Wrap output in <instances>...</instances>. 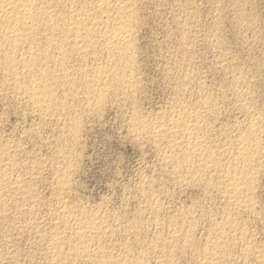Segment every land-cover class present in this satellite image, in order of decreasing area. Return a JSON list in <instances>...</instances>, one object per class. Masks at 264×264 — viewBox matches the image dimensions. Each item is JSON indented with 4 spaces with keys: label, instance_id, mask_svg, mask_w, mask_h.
Listing matches in <instances>:
<instances>
[{
    "label": "rangeland",
    "instance_id": "1",
    "mask_svg": "<svg viewBox=\"0 0 264 264\" xmlns=\"http://www.w3.org/2000/svg\"><path fill=\"white\" fill-rule=\"evenodd\" d=\"M47 1L50 2L51 0ZM53 1L54 0L50 2V5L53 3L52 5L54 6L56 2L58 4L56 3L57 6L55 5L54 7L51 5V9L53 8L52 10L55 9L57 12L62 10L65 11L63 3L67 4H64L65 7H69L70 5L68 2L70 0H64V2L60 0ZM134 1V4L137 5H135V7H138V11L135 8L137 17L135 16L136 20L134 19L132 23V29H134L133 47L135 50L132 54V57L134 56L133 63L135 64H133L132 76L134 80H137L135 83L136 86L133 87L132 91H130L131 89H127L128 92H131L129 96L122 95L113 97L114 91L111 89L112 92L108 89L109 91L105 92V96L106 93L109 96H106L107 98L104 96L106 100L102 99L101 101L103 102L100 101L98 103L96 97H93L94 92L92 95L84 93V82L90 79V77L88 79L85 77V79L84 76L79 75L81 69L91 75L89 72L90 70L92 72L98 69V67L104 68L106 65H108L107 67H112L110 66L112 64L109 62L110 65L107 64L104 58L105 55L102 50L100 51V49H102L100 42L97 44V46L100 45L99 48L96 47L98 52L100 51L102 54L93 51L94 57L91 55V52L84 63L79 61L76 57L71 59L72 62L69 63V68L74 73L73 76L75 82H77L76 86L79 85L82 90L78 89L77 93L74 91L70 94V91L66 90L67 86L64 87L62 84L54 85L53 89L55 90V94L53 93V96H57L53 97V100H55L53 106L55 107L54 109L53 106L49 108L50 116L47 118H43L41 115L39 116V113H37L34 107L32 108V104L27 98L18 97V99L16 97L14 89L8 86L10 85V79L8 75H6L7 73L4 72L5 69L0 67L2 68V70L0 69V148L7 149L9 153L11 151L15 157L13 158L11 153L10 155L17 163V166L12 168L9 166V161L7 163L4 162L5 159L7 160L6 157H3L4 159L2 160L4 161L0 158V167L2 166V168H0L2 170L0 174L2 175L8 172V176L6 174L4 176L7 182L9 180L8 186L6 184V187H4L5 185H0V188L2 186L0 191L2 190L1 192L4 194V197L8 195V193V196H10L4 198L2 197V193L0 194V197L3 198H1L0 201V264H58L59 262H61L60 264H65L64 262L67 264H99V261L106 259V261L114 263L121 262V259H128L129 255L128 261L134 260L141 262L139 259L141 257L142 259L144 258L143 260L141 259V264L144 262V264H160V262L161 264H202L203 261L206 264V262L209 263L211 257H213V260H211L213 262L210 261L212 264L214 260V264L219 262H223L222 264H264V0ZM5 48L7 47L4 46V48H0L1 55H4V52L8 50V48L6 50ZM95 53L98 54V56L102 55V57L99 56L102 59ZM1 58L2 57H0V62L2 61ZM73 60L77 62H75L76 64L74 63V65ZM81 64L89 68V71L82 65L83 68ZM81 76L85 79L84 81L81 80ZM79 77H81V79ZM92 84H90L91 88L95 85L97 86V83L95 84L92 82ZM62 88L63 91L61 90ZM118 93L120 94L121 92ZM73 95H75V97H73ZM83 95H85V97ZM89 96L91 99H89ZM23 99L25 100L23 101ZM80 100L81 103L84 104H82L84 106H82L83 108L81 107ZM90 101L96 102L91 105ZM206 103L209 106H204ZM60 106L63 107L60 109ZM184 107L186 108L184 109ZM63 108L67 110V113ZM50 109L52 111H50ZM172 109L175 110L170 112ZM178 109L179 112L184 110V116L186 115L185 119L187 117L189 119L191 114V116L194 117L193 115L196 116L197 113L201 117L204 115L201 113H205L207 110V113L197 121V123L201 120L206 122L204 124L201 121L202 124H198L201 129L205 130L204 133H202L203 130L200 131L198 136L200 139L202 137L204 138L203 141L208 147L209 143H213L210 145L211 150L217 153L219 151V153L224 152L230 154H225V161L222 160L223 162H221L220 169H217L218 167L215 169L209 167L210 169H206L208 171L205 170V172L203 171L200 175L190 174V179L187 176L188 173L192 171L191 169L185 170L186 167L182 166L184 168L180 167L178 170L175 166L173 167L176 160H180L183 157L179 152L180 150L177 149L180 147V141L177 144V142L175 143L169 136L161 138L163 140H155L149 136L138 137L136 132H134L136 131L134 127L137 126V124H143L146 130H151L158 122H170L169 120L170 118L172 119V114L179 113ZM198 109L201 110H199L200 113ZM70 111L71 113L69 114ZM186 111L188 113H186ZM64 112L66 115L69 114L68 117L70 120H67L68 117L63 114ZM189 112H191V114H189ZM210 112H214L213 115H211ZM206 114L208 115L206 116ZM136 115L138 116L137 119L135 117ZM133 117H135V120ZM78 118H80V120ZM256 119L257 121L259 120V125H256ZM74 120H76V122H74ZM66 123L69 125L67 126ZM70 124L72 126L74 124V127L77 126L76 128H78V130L76 128L74 129L77 133L70 131ZM203 124L206 126H202ZM147 125L150 126L151 129H147L149 128ZM246 127L249 128L247 129ZM131 128L133 130H131ZM254 129L256 130V141L260 145L256 144V141L253 142L257 145V148L261 150L254 149L256 145H254L253 142L248 143L249 146L253 143V147L251 146V148L254 152L257 150L254 154L258 157L255 158V155L253 157L254 159L252 158L251 163H253L255 159L256 162L253 163L254 165L250 163L253 167L249 166V172L247 174L252 178L254 177V183H251L252 186L250 184V188H252L250 191L253 193L251 194L250 191L246 194L244 193L245 195L248 194L247 196L250 195L252 199L250 197H243L245 196L244 194L238 197L236 196L237 198H233V196L227 194V197V195L225 196L227 193L225 189L226 186H224L227 180L224 178V174H226L225 171H227V167L230 164V162L227 161L233 158L231 154L234 153L235 147L239 144L240 140ZM65 132H69L70 135ZM74 134H76V137H74ZM243 134L245 136H242ZM71 135H73L74 138ZM69 139L73 141L71 140L70 142ZM237 142L238 144H236ZM170 143H172V146ZM10 146H16L15 150L18 149L16 151L14 150L13 153L12 151L14 148L10 149ZM165 146L169 147L167 151ZM220 146L222 147L218 148ZM223 147L225 148L223 149ZM172 149L174 153L178 152V155L172 153ZM174 149L178 151L176 152ZM162 151L165 154L161 153ZM231 151H233V153ZM175 155L178 157L181 156V158H173L172 156ZM204 155L201 157L203 159L200 158L202 161L206 158L207 153ZM168 158L173 159L169 160ZM215 158L218 157L216 156L209 160L211 163L208 165H212L216 162L217 159ZM192 159H194L196 163L194 168L196 167L195 169H198L197 167L202 161L198 162L193 157ZM1 161L4 164L1 163ZM64 164L66 166L69 164L68 168H66V166L64 167ZM168 166L171 167L168 168ZM221 168L222 170L226 169L222 171ZM62 169L66 172H64V174L67 175L66 179H63L65 175L62 173ZM206 172L209 173V175H207ZM219 172L223 175L218 174ZM195 175H197V179L194 178ZM203 175H205V177H203ZM210 176L213 180H210ZM219 177H221L222 180ZM61 178L63 181L61 180L60 183ZM188 179H190L189 181L191 182H186ZM219 179L222 181V186L224 188L221 186ZM204 180L205 182H203ZM66 181L68 182L66 183ZM15 182H17V185ZM206 182H210L213 185L210 183L209 185ZM62 183L63 185H61ZM218 185L221 188L217 187ZM6 190L10 191L7 192ZM224 191L226 192L225 194ZM17 192H20V194ZM241 197L242 200L244 199L245 201L240 200ZM236 200L238 202H236ZM3 201L4 203H2ZM232 202H235V204ZM249 206L250 208H248ZM70 208L71 210H69ZM72 208H75L74 210L77 209V213L73 211L76 215L72 212ZM153 209L155 210L153 211ZM187 212H190V215ZM68 214L71 215L68 216ZM226 217H230L228 219L229 221L231 220V225H229V221V223L226 224ZM66 218L74 220L75 222L72 221V223L71 220L69 221ZM80 218L83 224L86 218V224L89 220H93L92 223H95V225L98 223L105 226L103 227L105 229H102L101 232V234L105 233V235H100V240L105 237L102 239L103 242L102 240L101 242L106 246L99 251L95 244H89V248H92L91 251L94 252L95 250L94 253L99 251L97 256L100 260L98 258L97 260L96 258H92L93 260H91L87 257L86 259L82 256L76 257L73 256V253H70L73 245H70V243L75 242V245L79 242L75 238L74 241L73 237H75L74 233L77 226L80 227L78 224L81 223L80 225H82ZM100 219L105 223H102ZM60 221L63 222V224L65 222L64 226H62L63 224L60 223ZM70 223L74 226L70 225ZM237 223L241 228L238 227ZM133 224L138 228H136L137 230ZM232 226L234 231H231ZM126 227L130 230H127ZM185 227L188 229L187 231H185ZM222 227L226 228L223 230ZM56 228H58V231ZM139 228L141 230H139ZM179 228H181L183 232H181ZM235 228L238 230L237 233ZM189 229L191 230L189 231ZM211 229H219L220 234L219 230L213 231ZM37 230L40 231L38 232ZM107 230L111 234H108ZM221 230L225 232H221ZM135 231L137 232L134 233ZM57 232H60V235ZM214 232L217 234L216 237ZM184 234L185 238H189V243L183 241ZM241 235L243 237H241ZM58 236H60V239ZM65 236L67 237L65 238ZM69 236L72 237L70 238ZM134 237L138 238L135 240ZM67 238L73 241L71 240L72 242H69ZM140 238L142 241H140ZM217 238L218 241L220 239V241L223 242L226 239L225 245L227 244L228 247L230 246L228 248L226 245V248H224L227 252L224 249L220 250L217 248V250H215V247L211 243L217 241ZM167 240L169 243L165 242ZM190 240H192V244ZM50 241H52L53 244L50 243ZM135 241H137V243ZM67 242L69 243L67 244ZM172 242H174V244H172ZM59 243L63 245L60 244V246L58 245ZM131 243L134 244L131 245ZM162 243H164L165 246L162 245ZM54 244L58 246L57 248L55 246V250H53ZM169 244L172 245L169 246ZM183 244L186 246L184 245L183 247ZM187 244H190L189 247ZM243 245H247V247ZM174 246H177V249H175ZM205 246L206 249H204ZM64 247L65 249L70 247V250L68 249V251L66 250L65 252ZM56 249L57 251H63H59L62 253V255L60 254L59 256L61 259H54V262L51 261L53 260V257H51L53 255L51 254H53ZM162 249L164 250L162 251ZM174 249L177 251H174ZM178 249L180 250L178 251ZM202 249H204V252ZM206 250L208 252L210 250V255L213 254L214 256L208 255V257L207 254L209 253H206ZM124 251H126V254ZM168 251L170 253H168ZM213 251H216V254ZM243 251L245 254H243ZM245 251L248 252L246 253ZM223 254L225 256L227 255V258H224L227 263L223 260ZM110 256L112 258H110ZM205 256L209 261L205 259ZM218 256L222 259L221 261L217 258ZM119 257L120 261H118ZM73 258L76 260H72ZM80 258H82L83 261H81ZM173 258L174 260H172ZM160 259L161 261H159ZM169 260L172 261L169 263Z\"/></svg>",
    "mask_w": 264,
    "mask_h": 264
},
{
    "label": "bare ground",
    "instance_id": "2",
    "mask_svg": "<svg viewBox=\"0 0 264 264\" xmlns=\"http://www.w3.org/2000/svg\"><path fill=\"white\" fill-rule=\"evenodd\" d=\"M50 1V0H49ZM52 1V0H51ZM50 1V2H51ZM55 1V0H54ZM53 1V2H54ZM60 1H62V2H64V0H60ZM59 1V2H60ZM50 2H48L47 0H0V48L2 49V47L4 48V46L5 47H7L8 48V50H6L7 48H5V50H6V52H4V55L2 56L1 54V56L0 57H2L1 59H2V61L0 62V67H3L5 70H4V72H6L5 74L6 75H8V78L10 79L9 81H7V82H9V84L10 85H8L11 89L13 88L14 89V91H15V94H16V97L18 98V97H21V98H27L28 100H29V102L32 104V108L34 107V109H36V111H37V113H39V116L41 115V117L43 116V118L44 117H48V116H50V114H49V108L51 107V106H53L54 105V101L55 100H53V97H55V96H53V93L55 94V90L53 89V87H54V85H60V84H62L64 87L65 86H67V88H66V90L67 91H70V94H71V92H74V91H76V93H77V90L79 89V90H82L80 87H79V85H77L76 86V83L77 82H75V79H74V76H73V72L70 70V68H69V63L70 62H72L71 61V59H73V57H76L79 61H81L82 63H84V61H86V59H88V55L89 54H91V52H92V54L91 55H93V51H95L96 53L98 52V50H97V47L99 48V46H97V44L100 42V44H101V46H102V49H100V51L102 50V52H103V54L105 55V59H106V62H107V64H112V65H110V66H112V67H107L108 65H106V67H104V68H99L98 67V69H95V70H93L92 72H91V70L89 71L88 69L89 68H87L86 66H84L83 64H81V66L83 65L84 67H86L87 68V70L91 73V75L90 74H88L86 71H84L83 69H79L80 70V73H79V75H82V76H84V78L86 77L87 79L90 77V79H88V80H86L85 82H84V87H83V89H85V92L84 93H86V94H91L92 95V93L94 92V98L96 97V101H98V103L103 99V100H106V96H109V95H107V93H106V96H105V92H107V91H109V90H113L114 91V95H112L113 97H119V96H122V95H126V96H129V95H131L130 93V91H132V89H133V87L134 86H136L135 85V83H136V80L137 79H135L134 80V78H133V57H132V54H133V52L135 51L134 50V43H133V30L134 29H132V23H133V20L135 19V16L137 17V9H138V7L136 8L135 7V5L136 4H134V0H70V1H68L69 3H70V5H69V7H65V5H67V4H65V3H63V6H64V8H65V11H63L62 9V5H61V3H60V5H61V10L62 11H60V12H57L55 9L54 10H52L51 9V5L53 4V3H51V5H50ZM66 2V1H65ZM57 3V2H56ZM56 3H54L56 6H57V4ZM68 3V4H69ZM65 4V5H64ZM54 5V6H55ZM59 5V6H60ZM53 5H52V7H54ZM58 6V7H59ZM137 6V5H136ZM60 8V7H59ZM135 8H136V10H135ZM57 9V8H56ZM60 10V9H59ZM136 14V15H135ZM138 19V18H137ZM136 20V19H135ZM136 22V21H135ZM134 26H136V25H134ZM134 26H133V28H134ZM97 46V47H96ZM96 48V49H95ZM0 49V50H1ZM136 49V48H135ZM4 50V51H5ZM100 51L98 52L99 54H102V53H100ZM3 53V52H2ZM95 53V54H96ZM97 56H98V54H96ZM135 55V54H134ZM90 56V55H89ZM96 56V57H97ZM99 56H101L102 57V55H99ZM98 56V57H99ZM93 57H94V55H93ZM101 57H99V58H101ZM75 58V59H76ZM98 58V59H99ZM76 59V60H77ZM102 59V58H101ZM105 59H103V60H105ZM77 60V61H78ZM94 60V59H93ZM100 60V59H99ZM74 61V60H73ZM98 61V60H97ZM135 61V60H134ZM76 61H74L73 62V65H74V63H75ZM90 62V61H89ZM109 62V63H108ZM77 63V62H76ZM75 63V64H76ZM91 63V62H90ZM85 64H86V62H85ZM97 64V63H96ZM78 65H80V64H78ZM135 65V64H134ZM76 66V65H75ZM82 66V67H83ZM90 66V65H89ZM100 66V65H99ZM102 66V65H101ZM104 66V65H103ZM72 67V66H71ZM83 67V68H84ZM74 68V67H73ZM77 68V67H76ZM75 68V69H76ZM79 68V67H78ZM93 68V67H92ZM95 68V67H94ZM1 70H2V68H0ZM78 70V69H77ZM75 72V71H74ZM77 72V71H76ZM1 74H2V72H1ZM5 74H4V76H5ZM137 74V73H136ZM78 75V74H77ZM90 75V76H89ZM81 76V77H82ZM134 76H135V71H134ZM81 77H79L80 79H81ZM189 77V76H188ZM7 78V77H6ZM5 78V79H6ZM8 78H7V80H8ZM77 78V77H76ZM78 78V79H79ZM83 77H82V81H84L85 79H84ZM136 78V77H135ZM92 79V80H91ZM184 80V79H183ZM189 80V79H188ZM237 80V79H236ZM5 81V80H4ZM81 81V82H82ZM182 81V80H181ZM78 82H79V80H78ZM80 82V83H81ZM92 82L93 83H97V86L95 87V86H93V88H91V85L90 84H92ZM139 82V81H138ZM184 83V82H183ZM182 83V84H183ZM188 83H189V81H188ZM4 84V83H3ZM8 84V83H7ZM6 84V85H7ZM79 84V83H78ZM5 85V86H6ZM61 85V86H62ZM82 85V84H81ZM92 85H94V84H92ZM8 87V88H9ZM57 87V86H56ZM60 87V86H59ZM82 87V86H81ZM199 87V86H198ZM61 88V87H60ZM240 88V87H239ZM58 89V88H57ZM109 89V90H108ZM127 89L129 90V89H131L129 92L127 91ZM202 89V88H201ZM62 91H63V88L61 89ZM111 90V91H112ZM138 90V89H137ZM136 90V91H137ZM203 90V89H202ZM67 91H65V92H67ZM112 91V92H113ZM118 92H121L120 94L118 93ZM134 92V91H133ZM133 92H132V94H133ZM138 92V91H137ZM79 93V92H78ZM84 93H82V94H84ZM109 93V92H108ZM236 93V92H235ZM240 93V92H239ZM13 94H14V92H13ZM65 94H67V93H65ZM112 94V93H111ZM241 94V93H240ZM240 94H238V95H240ZM243 94V93H242ZM64 95V94H63ZM235 95V94H234ZM244 95V94H243ZM243 95H242V97H243ZM72 96V95H71ZM70 96V97H71ZM82 96V95H81ZM84 97H85V95H83ZM106 98H105V97ZM57 97V96H56ZM64 97V96H63ZM68 97V96H67ZM73 97H75V95H73ZM86 97H87V95H86ZM92 97V96H91ZM202 97V96H201ZM235 97V96H234ZM239 97V96H238ZM21 98H20V100H21ZM60 98V97H59ZM72 98V97H71ZM82 98V97H81ZM205 98V97H204ZM203 98V99H204ZM245 98V97H244ZM19 99V98H18ZM26 99V102L28 101ZM88 99V98H87ZM89 99H91L90 98V96H89ZM88 99V100H89ZM108 99H109V97H108ZM107 99V100H108ZM120 99V98H119ZM122 99V98H121ZM123 99H124V97H123ZM128 99H130V98H128ZM237 99V98H236ZM240 99V98H239ZM25 99H23V101H24ZM57 100H58V98H57ZM61 100V99H60ZM63 100V99H62ZM83 100V99H82ZM95 100V99H94ZM110 100V99H109ZM117 100H118V98H117ZM207 100V99H206ZM205 100V101H206ZM211 100H213V99H211ZM59 101V100H58ZM70 101H72V100H70ZM95 101V102H96ZM127 101V100H126ZM129 101V100H128ZM208 101H210V100H208ZM238 101V100H237ZM240 101V100H239ZM57 102V101H56ZM61 102V101H60ZM63 102V101H62ZM84 102H87V101H84ZM91 102V105L92 104H94L95 102H93V101H90ZM101 102H103V101H101ZM119 102H121V101H119ZM241 102V101H240ZM28 103V102H27ZM29 103V104H30ZM203 103V102H202ZM59 104V103H58ZM62 104V103H61ZM60 104V105H61ZM80 104H81V107L84 105L83 103H81V100H80ZM83 104V105H82ZM133 104V103H132ZM205 104V103H204ZM211 104V103H210ZM70 105V104H69ZM87 105V104H86ZM85 105V106H86ZM98 105V104H97ZM177 105V104H176ZM203 105V104H202ZM59 106V105H58ZM136 106V105H135ZM188 106V105H187ZM204 106H209V105H207V103H206V105H204ZM211 106H213V105H211ZM54 107L55 106H53V109H54ZM63 107V106H62ZM61 106L59 107L60 109L62 108ZM73 107V106H72ZM84 107V106H83ZM82 107V108H83ZM88 107H89V105H88ZM92 108H94L93 106H91ZM96 107V106H95ZM97 107H99V106H97ZM58 108V107H57ZM57 108H55V109H57ZM177 108V107H176ZM180 108V107H179ZM186 107H184V109H185ZM209 108V107H208ZM211 108V107H210ZM63 109H65V108H63ZM62 109V110H63ZM88 109V108H87ZM71 110V109H70ZM80 110V109H79ZM84 110V109H83ZM173 110H175V109H172L170 112H172ZM177 110V109H176ZM180 110H181V108H180ZM199 110L200 109H198V112H199ZM211 110V109H210ZM217 110V109H216ZM33 111V110H32ZM50 111H52L51 109H50ZM59 111H61V110H59ZM64 111V110H63ZM65 111H66V113H67V110L65 109ZM81 111V110H80ZM184 111V110H183ZM179 112V109H178V112L179 113H176V114H172V119L170 118V122H168V119H167V122L168 123H166V121H164L163 123H159L158 122V124L157 125H155L152 129L150 128V126H148L149 128H147V129H151V130H146V127L145 126H143V124H137V126H135L134 128L136 129V131H134V132H136V134L138 135V137H140V136H149V137H152L153 139H155V140H159V139H161V138H163V137H166V136H169L170 138H172L173 140H174V142L176 143L177 142V144H178V142H179V148H177V149H179L180 151V153L183 155V157L181 158V156H179L181 159L180 160H178L177 158H179L178 156H172L173 158L174 157H177L175 160H176V162H175V164L173 165V167L175 166L176 168H178V170H179V168L181 167V168H184V167H182V166H185L186 168H185V170L186 169H191L192 171L191 172H189L188 173V178H190L191 176H189L190 174H192V175H194V174H197V175H200V173L202 174V172L204 171L205 172V170L206 169H208L209 167H213L214 169L216 168V167H218L217 169H220L219 167H221V162H223L222 160H224L225 158V154H229V153H224V152H220L219 153V151H218V153L217 152H215L214 150H211L210 149V145L211 144H213V143H209V147L206 145V143L203 141L204 140V138L202 137L201 139L199 138V132L200 131H202V133H204V129H201L200 128V126L198 125V124H202V122L200 121L199 123H197V121H198V119L199 118H201V117H203L204 115H205V113H207L205 110V113H201V114H204L203 116H201L200 117V115H198V113H197V115L195 116V115H193L194 117H192L191 115V112H189V114H191L190 115V117H189V119H188V117L185 119V116H184V112ZM190 111V110H189ZM195 111V110H194ZM201 111V110H200ZM203 111V112H204ZM76 112V111H75ZM196 112V111H195ZM71 113V111L69 112V114ZM76 113H78V112H76ZM85 113H86V111H85ZM169 113V112H168ZM186 113H188L187 111H186ZM200 113V112H199ZM211 113V115H213V113L214 112H210ZM216 113V112H215ZM49 114V115H48ZM63 114H65V112L63 113ZM68 114V115H69ZM79 114V113H78ZM134 114V113H133ZM196 114V113H195ZM66 115V114H65ZM68 115H66L67 117H68ZM167 115V114H166ZM208 114H206V116H207ZM79 116V115H78ZM170 116V115H169ZM136 117V119H137V115L135 116ZM135 117H133L134 118V120H135ZM258 117V116H257ZM57 118V117H56ZM63 118H64V116H63ZM72 118H73V116H72ZM75 118H76V116H75ZM169 118V117H168ZM41 119V118H40ZM77 119V118H76ZM79 120H80V118H78ZM203 119V118H202ZM254 119V118H253ZM253 119H250V120H253ZM56 120V119H55ZM67 120H70L69 119V117L67 118ZM72 120V119H71ZM78 120V121H79ZM165 120V119H164ZM203 120H205V119H203ZM66 121V120H65ZM139 121V120H138ZM254 121V120H253ZM255 121H257V119L255 120ZM259 121V120H258ZM257 121V123H256V125H259L260 123ZM71 122V121H70ZM69 122V123H70ZM74 122H76V120H74ZM73 122V123H74ZM132 122V121H131ZM142 122V121H141ZM59 123V122H58ZM79 123V122H78ZM134 123V122H133ZM204 124L206 123L205 121L203 122ZM250 123H252V122H250ZM67 124V123H66ZM135 124V123H134ZM134 124H133V126H134ZM145 124V123H144ZM151 124V123H150ZM204 124L202 125V126H204ZM254 124H255V122H254ZM69 124H67V126H68ZM71 125V124H70ZM146 125V124H145ZM209 125V124H208ZM248 125H249V123H248ZM206 126V125H205ZM204 126V127H205ZM250 126V125H249ZM253 126V125H252ZM70 127V126H69ZM69 127H67V128H69ZM77 127V126H76ZM76 127H74V124H73V126L71 125V127L69 128L70 129V131L71 132H76L74 129L76 128ZM79 127V126H78ZM208 127V126H207ZM242 127V126H241ZM247 128V127H246ZM249 128V127H248ZM247 128V129H248ZM256 128V127H255ZM65 129V128H64ZM77 130H78V128H76ZM207 129V128H206ZM209 129H210V127H209ZM258 129H259V127H258ZM131 130H133L132 128H131ZM235 130V129H234ZM245 130V129H244ZM255 130V129H254ZM254 130H251L249 133H248V135H242V136H245L242 140H240V142H239V144H238V142L236 143V144H238L236 147H235V150H234V153H233V151H231L233 154H231L232 156H233V158H231V159H228V161L227 162H230V164H229V166L228 165H226V166H228L227 167V171H225L226 172V174H224L225 175V177L224 178H226L225 180H226V184L224 185V186H226L225 187V189H226V192L224 191V194H225V196L227 195V194H230L231 196H233V198H235L236 196L238 197V196H240L241 194H246L247 192H249L250 191V189H252V188H250V184L253 182V179H254V177L252 178L251 176H249V175H247L248 174V168H249V166L251 167L252 165H250V163H251V161H252V158L256 155V154H254L255 152L253 151V149L251 148V146L253 145V141H256V138H255V132H256V130L254 131ZM67 131H69V130H67ZM207 131V130H206ZM133 132V131H132ZM133 132V133H134ZM208 132V131H207ZM221 132V131H220ZM261 132V131H260ZM66 133V132H65ZM69 133V132H68ZM68 133H66V134H68ZM77 133V132H76ZM245 133L247 134V132L245 131ZM72 134V133H71ZM136 134H135V136H136ZM237 134V133H236ZM258 134V133H257ZM256 134V135H257ZM69 135H70V133H69ZM75 136L74 137H76V134H74ZM202 135V134H201ZM204 135V134H203ZM72 137H73V135H71ZM70 136V137H71ZM69 137V136H68ZM73 137V138H74ZM210 137V136H209ZM72 138V139H73ZM151 138V139H152ZM205 138H206V136H205ZM227 138V137H226ZM234 138H235V136H234ZM239 138V137H238ZM240 138H241V136H240ZM239 138V139H240ZM71 139V140H72ZM141 139V138H140ZM143 139H145V138H143ZM150 139V138H149ZM223 139V138H222ZM259 139V138H258ZM70 140V139H69ZM71 140H70V142H71ZM73 140H75V139H73ZM72 140V141H73ZM161 140H163V139H161ZM211 140V139H210ZM210 140H209V142H210ZM227 140V139H226ZM230 140V139H229ZM170 141V140H169ZM239 141V140H238ZM259 141V140H258ZM159 142V141H158ZM214 142V141H213ZM226 142V141H225ZM249 142H253L252 143V145H250L249 146ZM154 143V142H153ZM215 143V142H214ZM234 143V142H233ZM72 144V143H71ZM157 144V143H156ZM162 144V143H161ZM171 144V146H172V143H170ZM207 144H208V142H207ZM230 144V143H229ZM256 144H258V142L256 141ZM255 143H254V145H256ZM262 144V143H261ZM6 145V144H5ZM69 145V144H68ZM67 145V146H68ZM176 145V144H175ZM228 145V144H227ZM234 145H235V143H234ZM258 145H260V144H258ZM166 146H167V144H166ZM165 146V147H166ZM225 146V145H224ZM7 147V146H6ZM16 147V146H15ZM15 147H12V146H10V149H12V148H14L13 149V153H14V150H15ZM155 147V146H154ZM174 147V146H173ZM222 146H220V147H218V148H221ZM231 147V146H230ZM253 147V146H252ZM255 147V146H254ZM9 148V147H8ZM64 148V147H63ZM163 148V147H162ZM167 148H169V147H166L165 149H166V151H167ZM211 148H214V147H211ZM218 148H216V149H218ZM225 147H223V149H224ZM231 148H233V147H231ZM1 149V148H0ZM18 149V148H17ZM16 149V150H17ZM71 149V148H70ZM160 149V148H159ZM215 149V150H216ZM229 149V148H228ZM254 149H258L257 148V145H256V148H254ZM260 149V148H259ZM258 149V150H259ZM15 150V151H16ZM68 150V149H67ZM161 150V149H160ZM164 150V149H163ZM169 150V149H168ZM171 150V149H170ZM175 150V149H174ZM261 150V149H260ZM259 150V151H260ZM165 151V150H164ZM176 152L178 151V150H175ZM213 151V152H212ZM217 151V150H216ZM228 151V150H227ZM227 151H225V152H227ZM230 151V150H229ZM64 152V151H63ZM215 152V153H214ZM10 153H11V151H10ZM10 153H9V151L7 150V149H1L0 150V158H1V160L2 159H4L3 157H6L7 158V160L5 159V161L4 160H2V161H4V162H8L9 161V166L10 167H16L17 166V163L14 161V157L15 156H13V154H12V156H13V158H12V156L10 155ZM16 153V152H15ZM65 153V152H64ZM161 153H164L163 151L161 152ZM168 153V152H167ZM171 153V152H170ZM172 153H174L173 152V149H172ZM178 153V152H177ZM177 153H174V154H177ZM205 153H207V155H206V158L202 161L201 159H203V158H201ZM165 154V153H164ZM180 154V155H181ZM14 155H16V154H14ZM64 155V154H63ZM163 155V154H162ZM167 155H169V154H167ZM171 155H173V154H171ZM178 155V154H177ZM215 155V156H214ZM230 155V154H229ZM65 156V155H64ZM161 156V155H160ZM205 156V155H204ZM218 157V158H215V159H217L216 160V162H214L212 165L210 164V165H208L209 163H211L209 160H211L213 157ZM166 157V156H165ZM192 157L193 158H195L198 162H201L202 161V163H200L199 164V166L197 167L198 169H195L194 168V165L196 164L195 163V161H194V159H192ZM228 157V156H227ZM227 157H226V160H227ZM258 156L256 155V157L255 158H257ZM262 157V156H261ZM172 158V159H173ZM201 158V159H200ZM230 158V157H229ZM169 160H172V159H170V158H168ZM254 159V158H253ZM165 160H167V159H165ZM214 160V159H213ZM256 160V159H255ZM253 161V163L254 162H256V161ZM1 161V163H3ZM215 161V160H214ZM225 161V160H224ZM258 161V160H257ZM65 162V161H64ZM168 162V161H167ZM171 162V161H170ZM259 162V161H258ZM65 163H68V162H65ZM253 163H251V164H253ZM4 164V163H3ZM71 164H72V162H71ZM169 164V163H168ZM257 164V163H256ZM255 164V165H256ZM8 165V164H7ZM20 165V164H19ZM172 165V164H171ZM225 165V164H224ZM254 165V164H253ZM66 165L64 164V167H65ZM68 166H69V164H67V166H66V168H68ZM70 166H72V165H70ZM259 166V165H258ZM4 167H7V166H4ZM4 167H3V169H4ZM9 167V168H10ZM20 167V166H19ZM62 167V166H61ZM74 167V166H73ZM169 167H171V166H168V168ZM253 167V166H252ZM256 167V166H255ZM0 168H2V166L0 167ZM11 168V169H12ZM72 168V167H71ZM176 168H174V169H176ZM222 168H223V166H222ZM222 168H221V170H222ZM10 169V170H11ZM16 169V168H15ZM23 169V168H22ZM210 169V168H209ZM226 169V168H225ZM225 169H223V170H225ZM252 169V168H251ZM259 169V168H258ZM9 170V171H10ZM14 170V169H13ZM17 170V169H16ZM30 170V169H29ZM63 170V174H64V169H62ZM69 170V169H68ZM67 170V171H68ZM177 170V169H176ZM177 170V171H178ZM222 170V171H223ZM254 170V169H253ZM0 171L2 172V170L0 169ZM8 171V170H7ZM27 171V170H26ZM206 171H208V170H206ZM219 171V170H218ZM252 171V170H251ZM0 172V173H1ZM4 172V171H3ZM6 172V171H5ZM11 172H12V170H11ZM214 172V171H213ZM7 173L8 172H6L5 174L7 175ZM66 173V172H65ZM177 173V172H176ZM181 173V172H180ZM207 173V172H206ZM206 173H205V175H206ZM215 173H216V171H215ZM253 173V172H252ZM251 173V174H252ZM5 174H0V185H7L8 184V182H9V180H8V182L5 180ZM22 174V173H21ZM62 174V175H63ZM217 174V173H216ZM218 174H222V173H218ZM250 174V175H251ZM62 175H61V177H62ZM65 176H64V178L63 179H66V177H67V175L66 174H64ZM185 175V174H184ZM183 175V176H184ZM197 175H195V179H197L196 177H197ZM205 175H203V177H205ZM207 175H209V173H207ZM211 175V174H210ZM223 175V174H222ZM8 176V175H7ZM6 176V177H7ZM22 176V175H21ZM217 176H220V175H217ZM222 177V176H221ZM221 177H219L220 179H221ZM10 178V177H9ZM27 178V177H26ZM194 178H193V181H194ZM202 178V177H201ZM208 178V177H207ZM210 180H213L212 179V177L210 176ZM218 178V177H217ZM224 178H223V181H224ZM14 179V178H13ZM22 179V178H21ZM177 179H178V176H177ZM183 179V178H182ZM181 179V180H182ZM185 179V178H184ZM191 179V178H190ZM190 179H188V181H186V182H191V181H189ZM199 179V178H198ZM219 179V180H220ZM11 180V179H10ZM58 180V179H57ZM61 180H62V178L60 179V183H61ZM209 180V179H208ZM218 180V181H219ZM222 180V179H221ZM219 181V182H221V186H222V181ZM63 181V180H62ZM178 181H180V180H178ZM177 181V182H178ZM196 181V180H195ZM216 181V180H215ZM255 181V180H254ZM23 182V181H22ZM58 182V181H57ZM65 182V181H64ZM68 181H66V183H67ZM181 182V181H180ZM182 182H183V180H182ZM185 182V181H184ZM203 182H205V180L203 181ZM17 182H15V184H16ZM65 183V184H66ZM206 183H208V182H206ZM210 183V182H209ZM208 183V184H209ZM254 183V182H253ZM9 184H11V183H9ZM12 184H14V183H12ZM181 184V183H180ZM184 184H186V183H184ZM196 184H197V182H196ZM199 184H200V182H199ZM205 184V183H204ZM211 184V183H210ZM209 184V185H210ZM218 184V183H217ZM6 185L4 186V187H6ZM17 185V184H16ZM19 185V184H18ZM21 185V184H20ZM61 185H63V183L61 184ZM60 185V186H61ZM67 185V184H66ZM190 185V184H189ZM211 185H213V184H211ZM2 186H1V188H2ZM8 186V185H7ZM10 186H12V185H10ZM65 186V185H64ZM150 186V185H149ZM251 186H252V184H251ZM254 186V185H253ZM13 187V186H12ZM30 187H31V185H30ZM188 187V186H187ZM206 187H208V186H206ZM217 187H219V188H221L219 185L217 186ZM223 187V186H222ZM0 188V189H1ZM66 188V187H65ZM144 188V187H143ZM203 188H204V186H203ZM209 188H210V186H209ZM208 188V189H209ZM211 188H213V187H211ZM224 188V187H223ZM8 189V188H7ZM30 189V188H29ZM142 189V188H141ZM140 189V190H141ZM151 189H153V188H151ZM5 190V189H4ZM4 190H3V192H4ZM66 190V189H65ZM2 191V190H1ZM0 191V194L2 193ZM7 192L8 191H10V190H6ZM5 191V192H6ZM149 191V190H148ZM151 191V190H150ZM214 191V190H213ZM219 191V190H218ZM12 192V191H11ZM25 192V191H24ZM24 192H22V193H24ZM28 192V191H27ZM14 193H15V191H14ZM18 193V192H17ZM22 193H21V195H22ZM26 193V192H25ZM205 193V192H204ZM250 193H251V191H250ZM253 193V192H252ZM251 193V194H252ZM13 194V193H12ZM18 194H20V192L18 193ZM29 194V193H28ZM153 194V193H152ZM223 194V193H222ZM223 194V195H224ZM244 194V195H245ZM6 195V194H5ZM8 195H9V193H8ZM8 195H6V196H8ZM147 195V194H146ZM149 195H150V193H149ZM221 195V194H220ZM229 195V196H230ZM248 195V194H247ZM247 195H245V196H243V197H250V195L249 196H247ZM1 196V195H0ZM5 196V197H6ZM17 196V195H16ZM152 196V195H151ZM154 196V195H153ZM230 196V197H231ZM2 197H4V194L2 193ZM2 197H0V201H1V198ZM4 197V198H5ZM8 197H10V196H8ZM147 197V196H146ZM227 197H228V195H227ZM236 197V198H237ZM7 198V197H6ZM20 198V197H19ZM232 198V199H233ZM251 198V197H250ZM3 199V198H2ZM17 199V198H16ZM148 199H149V197H148ZM224 199V198H223ZM247 199V198H246ZM252 199V198H251ZM12 200V199H11ZM222 200V199H221ZM229 200V199H228ZM239 200V199H238ZM240 200H242V197L240 198ZM244 200V199H243ZM242 200V201H243ZM249 200V199H248ZM16 201V200H15ZM25 201V200H24ZM242 201H240V202H242ZM245 201V200H244ZM247 201V200H246ZM10 202V201H9ZM17 202V201H16ZM236 202H238L237 200H236ZM239 202V203H240ZM250 202H252V201H250ZM1 203V202H0ZM2 203H4V201L2 202ZM146 203V202H145ZM155 203V202H154ZM153 203V204H154ZM232 203H234L235 204V202H232ZM254 203V202H253ZM10 204H11V202H10ZM152 204V205H153ZM228 204V203H227ZM244 204H245V202H244ZM252 204V203H251ZM3 205V204H2ZM146 205V204H145ZM242 205V204H241ZM7 206V205H6ZM15 206V205H14ZM245 206H247V205H245ZM253 206V205H252ZM10 207H12V206H10ZM17 207V206H16ZM69 207V206H68ZM149 207V206H148ZM239 207V206H238ZM2 208V207H1ZM245 208H247V207H245ZM248 208H250V206L248 207ZM251 208H253V207H251ZM3 209V208H2ZM24 209V208H23ZM73 209V208H72ZM75 209V208H74ZM72 210V212L74 211V212H76V210ZM159 209H160V207H159ZM237 209V208H236ZM239 209V208H238ZM241 209V208H240ZM5 210V209H4ZM14 210V209H13ZM16 210V209H15ZM21 210V209H20ZM69 210H71V208L69 209ZM151 210V209H150ZM155 209H153V211H154ZM248 210H250V209H248ZM253 210V209H252ZM1 211V210H0ZM8 211V210H7ZM12 211V210H11ZM10 211V212H11ZM60 211V210H59ZM149 211V210H148ZM152 211V212H153ZM187 211V210H186ZM227 211V210H226ZM235 211V210H234ZM233 211V212H234ZM240 211V210H239ZM4 212V211H3ZM14 212V211H13ZM19 212V211H18ZM25 212V211H24ZM66 212H67V210H66ZM73 212V213H74ZM84 212V211H83ZM182 212V211H181ZM228 212V211H227ZM226 212V213H227ZM238 212V211H237ZM73 213H71V214H73ZM77 213V212H76ZM81 213V212H80ZM157 213V212H156ZM161 213V212H160ZM188 214L190 213V212H187ZM11 214V213H10ZM27 214V213H26ZM36 214H37V212H36ZM62 214V213H61ZM71 214H68V216L69 215H71ZM75 214V213H74ZM81 214H83V213H81ZM81 214H79V215H81ZM85 214V213H84ZM92 214V213H91ZM159 214V213H158ZM250 214V213H249ZM9 215V214H8ZM59 215V214H58ZM63 215V214H62ZM76 215V214H75ZM88 215H90V214H88ZM94 215V214H93ZM160 215V214H159ZM190 215V214H189ZM192 215H194V214H192ZM224 215V214H223ZM228 215V214H227ZM15 216V215H14ZM18 216V215H17ZM82 216V215H81ZM158 216V215H157ZM187 216V215H186ZM30 217V216H29ZM33 217V216H32ZM78 217V216H77ZM86 217V216H85ZM91 217H92V215H91ZM97 217V216H96ZM95 217V219L97 220V218ZM154 217V216H153ZM156 217V216H155ZM191 217V216H190ZM237 217V216H236ZM15 218V217H14ZM62 218V217H61ZM69 218H71V217H69ZM69 218H66L67 220H69ZM93 218H94V216H93ZM92 218V219H93ZM159 218V217H158ZM198 218V217H197ZM227 218V217H226ZM228 218H230V217H228ZM226 219L227 220V222H226V224H228L229 222H230V224L229 225H231V220L229 221V219ZM232 218H233V216H232ZM27 219V218H26ZM74 219V218H73ZM84 219V218H83ZM89 219V218H88ZM91 219V218H90ZM98 219H99V217H98ZM140 219V218H139ZM163 219V218H162ZM166 219V218H165ZM172 219V218H171ZM40 220V219H39ZM62 220V219H61ZM67 220H65V221H67ZM71 220V219H70ZM69 220V221H70ZM80 220H81V218H80ZM101 220V219H100ZM116 220V219H115ZM118 220V219H117ZM148 220V219H147ZM156 220V219H155ZM169 220H170V218H169ZM181 220V219H180ZM196 220V219H195ZM200 220V219H199ZM234 220V219H233ZM12 221V220H11ZM72 221H74V220H71V222ZM77 221H78V219H77ZM77 221H76V223H77ZM85 221H86V218H85ZM85 221H84V224H83V222H82V220L80 221V222H82V225H80L81 223H77L80 227H78L76 224V226H77V228H76V226H75V228H76V231H75V233H74V235H75V237H73V239L75 238V239H77L79 242L77 243V244H75L74 245V243L75 242H72L71 240H69L68 238V240H69V242H72V243H70V245L71 244H73L72 245V247H71V250H70V247H68V249L71 251L70 253L72 254L73 253V256H82V257H84L85 259H86V257L87 258H90L91 260H93V259H95L96 258V260H97V258H98V256H97V253L99 252V251H101L100 249L102 248H104L105 246L102 244V242H103V238H105V237H103L101 240H102V242H101V240H100V238H101V236L100 235H102V234H104L105 235V233H102L101 234V232H102V229H105V228H103V227H105L104 225L102 226L101 224H98L97 223V225H95V223H92L93 222V220L92 221H90L89 220V222H87V224L85 223ZM88 221V220H87ZM95 221V220H94ZM102 221V220H101ZM113 221V220H112ZM222 221V220H221ZM229 221V222H228ZM10 222V221H9ZM59 222V221H58ZM75 222V221H74ZM79 222V221H78ZM95 222H98V221H95ZM108 222V221H107ZM129 222V221H128ZM170 222V221H169ZM185 222V221H184ZM191 222V221H190ZM235 222V221H234ZM20 223V222H19ZM60 223H62L63 224V222H61L60 221ZM59 223V224H60ZM73 223V222H72ZM101 223V222H100ZM102 223H105V222H103L102 221ZM112 223V222H111ZM125 223V222H124ZM141 223V222H140ZM174 223V222H173ZM219 223H220V221H219ZM26 224V223H25ZM64 224H65V222H64ZM64 224L62 225V226H64ZM69 224V223H68ZM67 224V225H68ZM86 224V225H85ZM160 224V223H159ZM163 224V223H162ZM183 224V223H182ZM181 224V225H182ZM189 224V223H188ZM195 224V223H194ZM223 224H224V222H223ZM233 224V223H232ZM70 225H73V224H71L70 223ZM85 225V226H84ZM134 226H135V224H133ZM138 226H140L139 224H137ZM149 225H150V223H149ZM177 225H178V223H177ZM192 225V224H191ZM197 225V224H196ZM225 225V224H224ZM224 225H222V226H224ZM237 225H238V223H237ZM17 226H19V225H17ZM30 226V225H29ZM39 226V225H38ZM66 226V225H65ZM74 226V225H73ZM107 226V225H106ZM109 226V225H108ZM133 226V227H134ZM171 226H173V225H171ZM170 226V227H171ZM176 226V225H175ZM174 226V227H175ZM184 226V225H183ZM185 226H187V225H185ZM216 226V225H215ZM218 226V225H217ZM219 226H221V225H219ZM227 226V225H226ZM40 227V226H39ZM57 227H58V225H57ZM60 227V226H59ZM67 227V226H66ZM72 227V226H71ZM122 227V226H121ZM121 227H119V228H121ZM141 227V226H140ZM234 227H235V224H234ZM238 227H239V225H238ZM237 227V228H238ZM61 228V227H60ZM65 228V227H64ZM107 228V227H106ZM109 228V227H108ZM127 228V227H126ZM137 227L135 226V229H136ZM173 228V227H172ZM191 228V227H190ZM195 228V227H194ZM193 228V229H194ZM211 228H213V227H211ZM218 228V227H217ZM223 228V227H222ZM224 228H226V227H224ZM224 228H223V230H224ZM237 228H235V230L237 229ZM239 228H241V227H239ZM23 229V228H22ZM40 229V228H39ZM68 229H69V227H68ZM67 229V230H68ZM71 229V228H70ZM129 228H127V230H128ZM138 229V228H137ZM136 229V230H137ZM148 229V228H147ZM179 229H181V228H179ZM185 229H186V227H185ZM215 229V228H214ZM214 229H211V230H213V231H217V230H219V229H216V230H214ZM230 229V228H229ZM36 230V229H35ZM47 230V229H46ZM50 230V229H49ZM55 230V229H54ZM56 230L58 231V228H56ZM62 230H64V229H62ZM130 230V229H129ZM132 230V229H131ZM139 230H141L140 228H139ZM143 230V229H142ZM170 230V229H169ZM175 230V229H174ZM188 229H186L185 231H187ZM191 229H189V231H190ZM210 230V231H211ZM231 230V229H230ZM241 230V229H240ZM38 231V230H37ZM40 231V230H39ZM38 231V232H39ZM53 231V230H52ZM51 231V232H52ZM69 231V230H68ZM134 231V230H133ZM144 231V230H143ZM161 231V230H160ZM164 231V230H163ZM171 231V230H170ZM172 231H173V229H172ZM231 231H234L233 230V226H232V230ZM237 231L238 230H236V233H237ZM70 232H71V230H70ZM69 232V233H70ZM106 232V231H105ZM107 232H108V230H107ZM137 231H135L134 233H136ZM141 232V231H140ZM145 232V231H144ZM174 232V231H173ZM181 232H183V230L181 229ZM192 232V231H191ZM221 232H225V231H222L221 230ZM241 232V231H240ZM243 232V231H242ZM34 233H36V232H34ZM47 233V232H46ZM45 233V234H46ZM58 234L60 233V232H57ZM62 233V232H61ZM110 232H108V234H109ZM129 233V232H128ZM184 233H186V232H184ZM188 233V232H187ZM215 233V237H216V232H214ZM235 233V232H234ZM239 233V232H238ZM48 234V233H47ZM51 234H53V233H51ZM71 234H73V233H71ZM70 234V235H71ZM107 234V235H108ZM111 234V233H110ZM168 234V233H167ZM177 234V233H176ZM209 234V233H208ZM219 234H220V230H219ZM223 234V233H222ZM225 234V233H224ZM242 234V233H241ZM244 234V233H243ZM60 235V234H59ZM64 235V234H63ZM66 235V234H65ZM106 235V236H107ZM132 235V234H131ZM130 235V236H131ZM134 235H137V234H134ZM141 235V234H140ZM50 236H52V235H50ZM55 236H57V235H55ZM54 236V237H55ZM62 236V235H61ZM142 236V235H141ZM156 236V235H155ZM176 236V235H175ZM175 236H174V238H175ZM59 237V239H60V236H58ZM67 236H65V238H66ZM70 237V236H69ZM72 237V236H71ZM70 237V238H71ZM111 237H113V236H111ZM129 237V236H128ZM132 237V236H131ZM139 237V236H138ZM138 237H134L135 238V240L138 238ZM214 237V236H213ZM214 237V238H215ZM223 237V236H222ZM241 237H243L242 235H241ZM51 238V237H50ZM57 238V237H56ZM142 238V237H141ZM140 238V239H141ZM191 238V237H190ZM213 238V239H214ZM219 238V237H218ZM218 238L216 239L217 241H214L213 243H211V244H213V246L215 247V250H217V248L218 249H220V250H223L224 248H226V245H225V241H226V239H225V241L223 242V241H220V239H219V241H218ZM53 239H55V238H53ZM75 239H74V241H75ZM130 239V238H129ZM143 239V238H142ZM142 239L140 240V241H142ZM178 239V238H177ZM184 240V242H186V243H189V238H185V234H184V238H183ZM62 240V239H61ZM65 240V239H64ZM63 240V241H64ZM105 240V239H104ZM156 240V239H155ZM66 241V240H65ZM138 241H139V239H138ZM158 241V240H157ZM170 241H171V239H170ZM191 241V244H192V240H190ZM209 241V240H208ZM69 242H67V244L69 243ZM134 242V241H133ZM136 243H137V241H135ZM165 242H168V240L167 241H165ZM241 242V241H240ZM50 243H52V241H50ZM56 243H57V241H56ZM63 243H65V242H63ZM95 244L96 245V247H98V249H99V251L98 252H96V253H94L95 252V250H94V252L93 251H91L92 250V248L90 249L89 248V244ZM105 243V242H104ZM135 243V244H136ZM160 243V242H159ZM169 243V242H168ZM167 243V244H168ZM181 243V242H180ZM183 243V242H182ZM208 243V242H207ZM230 243V242H229ZM238 243V242H237ZM237 243H236V245H237ZM53 244V243H52ZM61 243H59L58 245H60ZM134 244V243H133ZM132 243H131V245H133ZM139 244H140V242H139ZM152 244V243H151ZM172 244H174V242H172ZM172 244H169V246L170 245H172ZM209 244H210V241H209ZM246 244V243H245ZM61 245H63V244H61ZM60 245V246H61ZM66 245V244H65ZM64 245V246H65ZM141 245H142V242H141ZM144 245V244H143ZM153 245V244H152ZM162 245H164V243H162ZM175 245H176V243H175ZM184 245L185 244H183V247H184ZM190 245V244H189ZM189 245L187 244V246L189 247ZM230 245H231V243H230ZM241 245V244H240ZM55 246H56V244H54L53 245V247H54V249L53 250H55ZM68 246V245H67ZM123 246V245H122ZM147 246V245H146ZM149 246V245H148ZM165 246V245H164ZM182 246V245H181ZM186 246V245H185ZM193 246V245H192ZM191 246V247H192ZM211 246V245H210ZM243 246H245V247H247V245H243ZM58 246H56V248H57ZM90 247H91V245H90ZM92 247H94V246H92ZM114 247V246H113ZM117 247H119V246H117ZM127 247V246H126ZM144 247H145V245H144ZM160 247V246H159ZM166 247H167V245H166ZM175 247V249H177V246H174ZM201 247V246H200ZM227 247H228V245H227ZM230 247V246H229ZM228 247V248H229ZM239 247V246H238ZM241 247H242V245H241ZM139 248V247H138ZM146 248V247H145ZM149 248V247H148ZM162 248V247H161ZM169 248H171V247H169ZM168 248V249H169ZM179 248V247H178ZM181 248V247H180ZM208 248V247H207ZM234 248V247H233ZM243 248V247H242ZM241 248V249H242ZM250 248V247H249ZM59 249V248H58ZM64 249H65V247H64ZM68 249H65V252H66V250L68 251ZM118 249V248H117ZM125 249V248H124ZM123 249V250H124ZM158 249H160V248H158ZM174 249V251H177V250H175ZM182 249V248H181ZM204 249H206V246L204 247ZM204 249H202L203 250V252H204ZM210 249H213V248H210ZM232 249V248H231ZM244 249V248H243ZM248 249V248H247ZM246 249V250H247ZM97 250V249H96ZM109 250H110V247H109ZM108 250V251H109ZM126 250V249H125ZM127 250L129 251V249L127 248ZM148 250V249H147ZM164 249H162V251H163ZM180 249H178V251H179ZM190 250V249H189ZM195 250V249H194ZM208 250V249H207ZM206 250V251H207ZM219 250V251H220ZM225 251H226V249H224ZM235 250V249H234ZM47 251V250H46ZM60 250H58L57 251V249H56V251H54V253L53 252H51V253H53V254H51V255H53V256H51V257H53V260H51V261H54V259L56 260V259H59L60 257V254L62 255V253H60L61 251H63V250H61L60 252H59ZM127 251V252H128ZM131 251V250H130ZM144 251H145V249H144ZM173 251V252H174ZM230 251H232V250H230ZM229 251V252H230ZM237 251V250H236ZM250 251V250H249ZM107 252V251H106ZM122 252V251H121ZM125 252V254H126V251H124ZM146 252V251H145ZM148 252V251H147ZM165 252H166V250H165ZM164 252V253H165ZM173 252H171V253H173ZM181 252V251H180ZM179 252V253H180ZM214 253L216 252V251H213ZM227 252V251H226ZM246 252V251H245ZM248 252V251H247ZM246 252V253H247ZM105 253V252H104ZM103 253V254H104ZM168 253H170L169 251H168ZM206 253H209V254H207V256L208 255H210V250H209V252L207 251ZM223 253V252H222ZM250 253V252H249ZM248 253V254H249ZM259 253V252H258ZM44 254H45V252H44ZM49 254V253H48ZM67 254V253H66ZM108 254L110 255V253L108 252ZM121 254H124V253H121ZM158 254H159V252H158ZM181 254V253H180ZM190 254V253H189ZM203 254V253H202ZM216 254V253H215ZM224 254H226V253H224ZM223 254V255H224ZM228 254H231V253H228ZM233 254V253H232ZM243 254H245L244 253V251H243ZM47 255V254H46ZM64 255V254H63ZM70 255V254H69ZM107 255V254H106ZM155 255V254H154ZM174 255V254H173ZM177 255H178V253H177ZM211 255H213V254H211ZM210 255V256H211ZM50 256V255H49ZM72 256V257H73ZM101 256H102V254H101ZM108 256V255H107ZM112 256V255H111ZM110 256V258H112ZM118 256H120V255H118ZM118 256H116V257H118ZM124 256V255H123ZM153 256V255H152ZM160 256V255H159ZM174 256H176V255H174ZM186 256V255H185ZM204 256V255H203ZM214 256V255H213ZM216 256V255H215ZM222 256V255H221ZM227 256V255H226ZM225 255H224V257H223V260H225L224 258L226 257ZM242 256V255H241ZM62 257V256H61ZM68 257H70V256H68ZM121 257V256H120ZM120 257H119V260L118 261H120ZM124 257H126V256H124ZM129 257H130V255H129ZM129 257H128V259H126V260H122L121 259V262H114L113 260H111V261H113L114 263H111L110 261V263L108 262V261H106V260H101V261H99L100 263L99 264H141V262H142V260L144 259H142V257L139 259V258H134V259H139L141 262H139V261H132L131 260V258H130V260L131 261H128L129 260ZM144 257V256H143ZM168 257V256H167ZM171 257V256H170ZM169 257V258H170ZM206 257V256H205ZM205 257H203V258H205ZM209 257V256H208ZM228 257L230 258V256L228 255ZM243 257V256H242ZM1 258H2V256H1ZM48 258H50V257H48ZM63 258V257H62ZM67 258V257H66ZM93 258V259H92ZM102 258V257H101ZM103 258H104V256H103ZM106 258V257H105ZM109 258V257H108ZM149 258V257H148ZM177 258V257H176ZM202 258V259H203ZM218 259H220V257L218 256L217 257ZM227 258V257H226ZM51 259V258H50ZM50 259H49V261H50ZM61 259V258H60ZM69 259V258H68ZM99 259V258H98ZM114 259V258H113ZM117 259V258H116ZM124 259V258H123ZM133 259V258H132ZM142 259V260H141ZM206 260L208 259L207 257L205 258ZM204 259V260H205ZM216 259V258H215ZM217 259V260H218ZM234 259V258H233ZM242 259V258H241ZM244 259H245V256H244ZM1 260V259H0ZM63 260V259H62ZM72 260H74V258L72 259ZM76 260V259H75ZM74 260V261H75ZM80 260L81 261H83V259L82 258H80ZM90 260V261H91ZM95 260V261H96ZM100 260V259H99ZM149 260V259H148ZM168 260V259H167ZM172 260H174V258L172 259ZM171 260V261H172ZM197 260V259H196ZM201 260V259H200ZM205 260V261H206ZM211 260H213V257H211L210 258V261ZM222 259H220V261H221ZM64 261V260H63ZM66 261V260H65ZM77 261H78V258H77ZM85 261V260H84ZM117 261V260H116ZM159 261H161V259L159 260ZM159 261H157V262H159ZM165 261V260H164ZM170 260H169V263L171 262ZM208 261H209V259H208ZM209 261V263L208 262H206V264L208 263V264H212L211 262H213V261H211L210 262ZM234 261V260H233ZM55 262V261H54ZM98 262V261H97ZM168 262V261H167ZM166 262V263H167ZM173 262H175V261H173ZM172 262V263H173ZM218 262H219V260H218ZM225 262H226V260H225ZM61 262H59L58 264H60ZM63 263V262H62ZM65 264H67L66 262H64ZM77 263V262H76ZM81 263V262H80ZM145 263V262H144ZM144 263H142V264H144ZM214 263H215V260H214ZM213 263V264H214ZM220 264H222L221 262H219ZM219 263H216V264H219ZM227 263V262H226ZM233 263V262H232ZM57 264V263H56ZM90 264V263H89ZM98 264V263H97ZM160 264H161V262H160ZM165 264V263H164ZM202 264H205L204 263V261L202 262Z\"/></svg>",
    "mask_w": 264,
    "mask_h": 264
}]
</instances>
